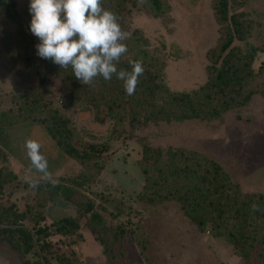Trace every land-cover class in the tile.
I'll list each match as a JSON object with an SVG mask.
<instances>
[{
  "label": "rangeland",
  "instance_id": "1",
  "mask_svg": "<svg viewBox=\"0 0 264 264\" xmlns=\"http://www.w3.org/2000/svg\"><path fill=\"white\" fill-rule=\"evenodd\" d=\"M162 1L170 10L159 17L150 13L143 0L135 4L128 2L127 8L131 11L128 31L140 30L148 40L147 49L163 58L165 81L171 90L197 89L208 80V53L221 36L214 0ZM16 3L17 19L0 14V110L20 105L22 98L32 95L41 104L35 116L44 117L54 110L69 116L74 130L73 144L89 151L95 146L93 161L104 163V168L97 170L67 155L42 121H23L9 128V145L2 147L8 161L0 160V168L15 172L18 179L0 188V205H14L26 213L24 223L29 228L34 231L43 228L44 237L49 234L45 239L48 244L45 254L51 262L59 264L58 256H64L76 259L79 264H264L258 257L260 245L246 260L224 238L199 230L178 203H151L139 198L146 183L141 167L146 144L163 150H195L219 162L244 193L264 194L263 94L256 93L249 105L228 111L214 121L147 125L125 121L115 125L111 119H105L101 109L68 104L58 78L47 82L45 89L50 93L43 95L44 88L27 60L31 56L34 63L44 66L36 54L39 39L29 27L30 0H16ZM230 10L245 14L252 26L249 41L264 47V0H230ZM253 68L256 78L250 86L262 89L264 51L256 54ZM27 138L42 145L41 152L48 160L55 182L41 181L35 189L26 182L30 162L23 144ZM32 175L39 176L38 173ZM49 184L71 187L75 191L74 198L83 202L95 201V210L112 228L105 231L108 247L105 248L88 227L90 213H82L78 205L63 196L51 198ZM65 217L79 220L80 229L74 234L57 233L54 223ZM116 230H119L118 240L114 239ZM108 250L111 255L106 253ZM30 262H41L37 249L21 255L5 242L0 243V264Z\"/></svg>",
  "mask_w": 264,
  "mask_h": 264
},
{
  "label": "trees",
  "instance_id": "2",
  "mask_svg": "<svg viewBox=\"0 0 264 264\" xmlns=\"http://www.w3.org/2000/svg\"><path fill=\"white\" fill-rule=\"evenodd\" d=\"M130 1L135 4L138 0H102V6L113 11L121 28L130 33V38L124 41L128 52L121 57L117 67L130 71L129 60L143 64L144 73L139 78L134 95H127L123 82L115 76L110 81L97 77L93 85H83L75 78L70 67L65 70L51 60L42 58L44 66H39L28 56L30 68L37 74L40 85L44 88L43 95L50 93L45 89L47 82L58 78L62 83V96L68 104H86L101 109L105 119H111L115 125L125 121L132 125L214 121L228 111L249 105L256 93L264 96V88L252 89L250 86L256 78L253 68L255 56L264 51V47L255 46L249 41L251 23L246 20L243 12H231L230 0H214L221 36L217 45L208 53L210 63L207 66V82L190 91L171 90L165 81L166 64L163 58L147 49L148 40L140 30L128 31L127 22L131 11L127 4ZM143 3L156 17L166 15L170 10L162 0H143ZM16 6V0H0V14L17 19ZM236 42L243 45H237ZM21 100L20 105L0 110V160L8 161L3 148L9 145V128L23 121L39 120L46 124L56 144L67 155L97 170L104 168L102 161H93L97 150L95 146L89 151L80 150L73 144L74 130L69 116L57 110L44 117L35 116L34 113L41 110L39 99H33L31 95ZM141 167L146 179L139 194L141 200L178 203L181 211L196 223L199 230L224 238L244 259L249 260L255 247L260 245L258 257L264 263L263 193H244L241 185L232 180L219 162L195 150H163L146 144ZM16 179L18 175L15 172L6 167L0 168V188ZM47 187L51 198L63 196L78 205L82 213H90L88 227L105 248L109 246L105 231L112 228L106 224L104 216L95 210L94 200L87 199L83 202L75 199L74 189L63 184H49ZM253 205L257 206L256 210H253ZM110 214L114 216V213ZM26 217V213L20 212L14 205H0V243L5 242L21 255L37 249L41 258L39 264H53L45 254L48 245L45 239L49 234L44 237L43 228L36 231L29 228L24 223ZM54 224L57 233L64 235L74 234L80 229L77 217H65ZM118 233L119 230H116L114 239L118 240ZM106 253L111 255L112 252L108 250ZM75 260L64 256L57 258L59 264H79Z\"/></svg>",
  "mask_w": 264,
  "mask_h": 264
},
{
  "label": "clouds",
  "instance_id": "3",
  "mask_svg": "<svg viewBox=\"0 0 264 264\" xmlns=\"http://www.w3.org/2000/svg\"><path fill=\"white\" fill-rule=\"evenodd\" d=\"M29 12V27L39 39L35 47L40 58L65 70L70 67L83 85H93L97 77L110 81L115 76L123 82L126 94L134 95L144 73L143 64L129 60L130 71L117 67L128 52L124 41L130 38V33L121 28L113 11L102 6V0H30ZM41 147L31 138L23 144L30 162L25 179L33 189L41 181H53ZM252 207L256 210L257 206Z\"/></svg>",
  "mask_w": 264,
  "mask_h": 264
}]
</instances>
